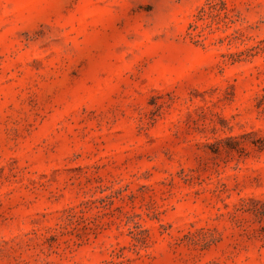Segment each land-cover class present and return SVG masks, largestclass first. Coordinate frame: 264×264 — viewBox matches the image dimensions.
I'll list each match as a JSON object with an SVG mask.
<instances>
[{
    "label": "clouds",
    "instance_id": "1",
    "mask_svg": "<svg viewBox=\"0 0 264 264\" xmlns=\"http://www.w3.org/2000/svg\"><path fill=\"white\" fill-rule=\"evenodd\" d=\"M0 264H264V0H0Z\"/></svg>",
    "mask_w": 264,
    "mask_h": 264
}]
</instances>
